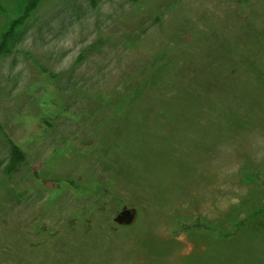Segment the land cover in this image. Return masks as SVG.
<instances>
[{"label":"rangeland","instance_id":"374dc122","mask_svg":"<svg viewBox=\"0 0 264 264\" xmlns=\"http://www.w3.org/2000/svg\"><path fill=\"white\" fill-rule=\"evenodd\" d=\"M25 3L0 0V38ZM10 47L0 123L29 164L6 175L0 132V264H264V215L180 228L264 209V0H42ZM136 78L153 93L113 102Z\"/></svg>","mask_w":264,"mask_h":264},{"label":"trees","instance_id":"16d2710c","mask_svg":"<svg viewBox=\"0 0 264 264\" xmlns=\"http://www.w3.org/2000/svg\"><path fill=\"white\" fill-rule=\"evenodd\" d=\"M41 2L42 0H26L23 14L19 18L14 19L10 23V25L8 26V28L6 29V31L2 34L0 38V58L11 53V47H10L11 42L15 38L17 31L31 18L32 14L38 9ZM1 10L5 11L2 7H1ZM155 20H157V22H160L162 21V17L157 16ZM167 37H169V39H165V41L162 44L161 50L156 54L155 58L153 59L154 61H156V59L159 60L160 57H163L164 54L169 50L170 45L173 46L178 42V38L176 37H173L171 35ZM131 42H136V39H134V41H131ZM131 42H129L128 45H131L130 44ZM103 46H104V41L102 39H98L97 41H94L91 45L87 46L83 50V52L80 54L78 58V62H82L88 59L90 56L95 54ZM144 68L145 66L142 69ZM233 73L234 72H230V76ZM140 76H142L141 73L139 77ZM139 82L140 81H137V78H136L135 82L130 84L131 87L128 90H125V95L120 96V98H118L117 96H113V102H120L128 95L136 96L139 93L141 95L140 97H142L143 95H145V93L146 95H151L153 93V84L155 83V80L151 79V81L147 83V85H145L144 83H139ZM139 98L136 99V101H138ZM47 124L49 123L47 122ZM0 132L4 134L9 144V147H10V158L5 168V172L8 177H11L14 174H16L22 168V166L28 165L29 160H28L27 153L24 151V149L15 142V140L9 135V133L5 130L4 126L1 123H0ZM58 151L60 150L57 149L54 152L57 153ZM45 166H46V169L44 172L45 174L44 176L42 175V171L37 170V169H32V177L35 180V183L37 184V186L39 187V190L47 189V187H45V184H44L45 182H48L47 180H45L46 175H53L52 171H49L47 168V161L45 163ZM255 178L259 186L264 189V178L258 174L255 175ZM50 182H53V181H50ZM54 187H58L61 190L64 188L67 190H74L76 192L79 191L80 193L84 191L83 187L81 188V186H79L77 183L69 182L68 180L64 181V183L57 182L56 184L55 182ZM54 187H52V189ZM29 190H33V188ZM263 215H264V209L253 211L245 219L238 221L235 225V230L229 233L222 232L217 227L209 225L208 223L204 222L200 217H196L195 219L191 221L181 222L180 228H181V231L199 230V231L208 232L218 237L230 238V237L236 236L239 230L242 229L243 227L247 226L248 224L249 225L252 224V222L255 223V221L259 220V218ZM21 259L22 260L13 261L11 264H23L22 261H25L26 259H23V258Z\"/></svg>","mask_w":264,"mask_h":264},{"label":"crops","instance_id":"0c3cea01","mask_svg":"<svg viewBox=\"0 0 264 264\" xmlns=\"http://www.w3.org/2000/svg\"><path fill=\"white\" fill-rule=\"evenodd\" d=\"M6 31V30H5ZM4 31V32H5ZM3 32V33H4ZM212 226V225H211ZM215 227V226H214ZM214 236H216V235H214ZM216 237H218V236H216ZM197 248H201V249H203L202 251H204L205 249H208V244L205 246V247H199V245L197 246Z\"/></svg>","mask_w":264,"mask_h":264}]
</instances>
